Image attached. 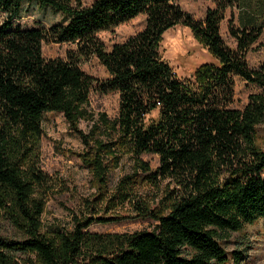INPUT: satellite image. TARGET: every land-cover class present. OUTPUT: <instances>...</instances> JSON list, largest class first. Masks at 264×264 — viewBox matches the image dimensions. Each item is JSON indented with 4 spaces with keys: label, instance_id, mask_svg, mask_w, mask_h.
I'll return each instance as SVG.
<instances>
[{
    "label": "trees",
    "instance_id": "1",
    "mask_svg": "<svg viewBox=\"0 0 264 264\" xmlns=\"http://www.w3.org/2000/svg\"><path fill=\"white\" fill-rule=\"evenodd\" d=\"M82 1L0 0V218L26 238L0 237V264H13L16 252L35 253L43 264H69L83 249L97 264H224L220 243L244 225L264 221V150L255 143V128L264 123V98L250 95L242 111L228 108L232 77L264 89V63L251 70L246 62L263 28H236L229 20L232 50L219 27L225 10L239 0H209L214 7L203 20L182 10L179 0H93L88 6ZM24 3L59 13L64 22L15 26ZM140 15L144 28L107 51L97 34ZM176 25L188 28L215 60L200 65L191 80L180 81L159 53L163 34ZM43 42L75 49L64 60H46ZM89 57L104 67L107 79L97 81L80 70V60ZM92 90L118 95L114 121L104 114L93 120ZM153 112L157 118L146 120ZM46 113L61 114L73 130L82 120L92 121V135L104 128L109 142H96L91 162L103 183L107 171L99 154L119 148L136 158L158 157L156 172L148 175L174 181L180 192L167 214L153 215V231L86 234L83 229L94 223L87 219L56 239L40 235L43 202L35 198V185L45 177L34 159Z\"/></svg>",
    "mask_w": 264,
    "mask_h": 264
},
{
    "label": "rangeland",
    "instance_id": "2",
    "mask_svg": "<svg viewBox=\"0 0 264 264\" xmlns=\"http://www.w3.org/2000/svg\"><path fill=\"white\" fill-rule=\"evenodd\" d=\"M93 0H83L85 6ZM178 5L195 20H203L207 9L214 4L209 0H179ZM4 16L0 13V24ZM233 27L243 28L261 26L263 28L257 42L246 55V62L251 70H257L264 63V0H239L238 5L226 9L220 23V37L229 49L236 43L228 34V23ZM144 16L119 25L111 30L97 34V38L109 51L114 44L122 43L144 28ZM64 22V18L50 9H33L23 4L21 17L14 20L15 26L23 29H36L41 25ZM71 44L41 45L44 59H66V53L73 51ZM162 59L173 69L180 81L191 80L194 71L202 64L215 63L206 48L196 40L191 31L181 25L167 30L159 43ZM80 70L97 81L108 78L104 67L95 57L83 58ZM233 97L229 109L242 111L250 95H261L264 89L245 82L239 77H232ZM88 112L93 120L104 114L106 120L114 121L118 115V95L101 94L92 90L89 94ZM157 118V112L146 120ZM92 121L82 120L73 130L61 114L43 115L42 135L36 152V168L44 176V182L35 185V198L43 202L40 235L47 239H56L57 234L71 233L77 224L92 220L83 233L96 235L133 234L153 231L156 225L153 215L163 216L169 212L175 202V194L180 192L174 181L155 175L158 157L143 154L135 157L126 149H115L114 154H99L106 167L105 183L99 181L91 164L96 142H109L105 139L104 128L92 131ZM82 137H86L87 143ZM114 140V139H113ZM256 147L264 150V123L255 128ZM117 157V158H116ZM146 165L141 167V164ZM225 176V174H224ZM223 176V177H224ZM264 178V169L261 173ZM97 221H103L98 223ZM0 237L11 241H24L22 232L0 218ZM225 252L224 264H264V221L258 220L246 224L241 231L232 233L222 243ZM241 260L235 263V258ZM13 264H43L39 256L30 252H16L12 256ZM69 264H97L92 252L84 250Z\"/></svg>",
    "mask_w": 264,
    "mask_h": 264
}]
</instances>
